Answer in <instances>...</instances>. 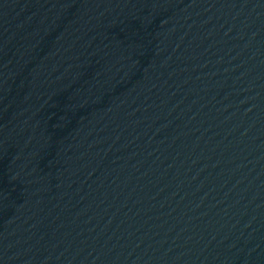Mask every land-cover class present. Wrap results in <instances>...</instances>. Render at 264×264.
Instances as JSON below:
<instances>
[{
  "label": "water",
  "instance_id": "95a60500",
  "mask_svg": "<svg viewBox=\"0 0 264 264\" xmlns=\"http://www.w3.org/2000/svg\"><path fill=\"white\" fill-rule=\"evenodd\" d=\"M0 264H264V0H0Z\"/></svg>",
  "mask_w": 264,
  "mask_h": 264
}]
</instances>
